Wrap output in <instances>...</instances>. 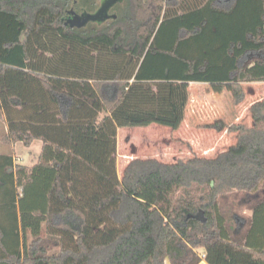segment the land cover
Wrapping results in <instances>:
<instances>
[{
    "label": "trees",
    "instance_id": "trees-1",
    "mask_svg": "<svg viewBox=\"0 0 264 264\" xmlns=\"http://www.w3.org/2000/svg\"><path fill=\"white\" fill-rule=\"evenodd\" d=\"M99 1L0 0V141L42 142L31 167L0 152V264H264V97L251 125L205 124L236 136L214 157L116 167L118 129L181 125L184 82L235 100L264 82V0H123L65 25ZM36 173L42 204L18 215Z\"/></svg>",
    "mask_w": 264,
    "mask_h": 264
},
{
    "label": "rangeland",
    "instance_id": "rangeland-1",
    "mask_svg": "<svg viewBox=\"0 0 264 264\" xmlns=\"http://www.w3.org/2000/svg\"><path fill=\"white\" fill-rule=\"evenodd\" d=\"M183 87L189 95L187 116L177 129L159 124L120 128L116 152L118 176L132 158H156L163 162H174L179 159L187 160L193 156L214 157L218 152L235 143V133L227 132L226 129L217 131L214 128L205 127V124L216 120H223L226 124L237 122L231 116L233 111L237 112L238 122L246 123L249 118L247 115L249 105L264 96V82L243 83L241 100H235L233 90L225 86L196 87L190 82H184ZM215 103L220 104L219 109H215L214 112L207 111L211 108L210 106H215ZM250 123L252 124V121ZM225 132L228 135H224ZM16 143L17 147L12 152L14 164H29L24 163L29 154L25 145L21 142ZM0 146L4 150L8 149L1 141ZM16 178L19 179L18 173ZM45 184L44 178L37 174L26 188V192L20 191L21 196L17 198L18 215L20 209L26 208L27 204V207L41 206L38 192ZM34 200L36 203L29 205ZM245 209L239 210L246 214ZM198 250L201 253L204 251L201 248Z\"/></svg>",
    "mask_w": 264,
    "mask_h": 264
},
{
    "label": "crops",
    "instance_id": "crops-1",
    "mask_svg": "<svg viewBox=\"0 0 264 264\" xmlns=\"http://www.w3.org/2000/svg\"><path fill=\"white\" fill-rule=\"evenodd\" d=\"M192 83V86H196V87H200V86H203V85H209V84H207V83H196V82H190V84ZM264 97V96H263ZM260 99V98H259ZM256 100H258V99H256ZM255 101V100H254ZM216 104V103H215ZM220 104L219 103H217L215 106H210L211 108L209 109L208 108V110L207 111H209V110H211V111H215V109L216 110H218L219 109V106ZM188 106V105H187ZM250 106V105H249ZM249 108V107H248ZM206 111V112H207ZM186 112H187V107H186V111H185V117H184V119L186 118V116H187V114H186ZM195 113V115H196V112H194ZM247 115H248V120H247V122L245 123L246 125H251V121L252 120H250V115H249V111L247 112ZM231 116H232V118H234L237 122L239 121V119H238V116H237V112L236 111H233V112H231ZM237 122H232V123H237ZM229 124H231V123H229ZM7 132V122H6V119L4 118V117H1L0 118V139H1V137L3 136V134H5ZM119 132H120V129H118V134H117V145H118V135H119ZM224 134V133H223ZM224 135H228V134H226V132H225V134ZM236 137V136H235ZM22 143V142H21ZM6 147H8V149L7 150H4L1 146H0V152H10L11 154H12V152H13V149L14 148H16L17 146V143L15 142V143H10L9 145H6V144H4ZM24 145V144H23ZM41 147H42V142H41V140H34V141H32V143H30L29 145H25V149H26V151L29 153L28 154V156H26V160H25V162L24 163H29V164H23V165H25V166H27V167H31V166H33L34 164H36V162H37V160H38V156H39V154H40V151H41ZM219 153V152H218ZM217 153V154H218ZM216 154V155H217ZM24 160V159H23ZM127 164V163H126ZM245 213H246V215H248V216H250L251 215V211L249 210V209H245ZM51 251H54V250H51ZM199 251V250H198ZM199 253L202 255L203 254V252L201 253L200 251H199ZM199 264H208V262L204 259V258H202V260L200 261V263Z\"/></svg>",
    "mask_w": 264,
    "mask_h": 264
},
{
    "label": "water",
    "instance_id": "water-1",
    "mask_svg": "<svg viewBox=\"0 0 264 264\" xmlns=\"http://www.w3.org/2000/svg\"><path fill=\"white\" fill-rule=\"evenodd\" d=\"M122 1L123 0H100L98 7L92 12L83 10L77 13L74 10H69L68 14L70 16L66 17L65 25L81 28L86 26L89 22L101 24L110 18L116 17V14L110 13V10L113 6Z\"/></svg>",
    "mask_w": 264,
    "mask_h": 264
},
{
    "label": "flooded vegetation",
    "instance_id": "flooded-vegetation-1",
    "mask_svg": "<svg viewBox=\"0 0 264 264\" xmlns=\"http://www.w3.org/2000/svg\"><path fill=\"white\" fill-rule=\"evenodd\" d=\"M70 16L69 14L67 15V17Z\"/></svg>",
    "mask_w": 264,
    "mask_h": 264
}]
</instances>
